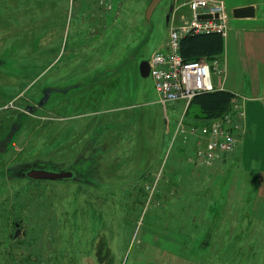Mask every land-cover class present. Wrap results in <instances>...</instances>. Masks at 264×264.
<instances>
[{
  "label": "rangeland",
  "instance_id": "374dc122",
  "mask_svg": "<svg viewBox=\"0 0 264 264\" xmlns=\"http://www.w3.org/2000/svg\"><path fill=\"white\" fill-rule=\"evenodd\" d=\"M149 1L0 0V264H264V173L191 166L183 107L135 94L174 3Z\"/></svg>",
  "mask_w": 264,
  "mask_h": 264
},
{
  "label": "built area",
  "instance_id": "2783aa9c",
  "mask_svg": "<svg viewBox=\"0 0 264 264\" xmlns=\"http://www.w3.org/2000/svg\"><path fill=\"white\" fill-rule=\"evenodd\" d=\"M178 7H186L188 19L180 24L170 22L168 38L147 59L156 102L162 106L181 103L184 109L177 119L172 141L187 146V162L193 167L216 169L222 166L239 144L241 124L245 118L243 98L233 94L231 106L224 114L205 124L187 123L185 110L201 92L214 90L212 74H223L224 67L216 59L202 57L186 60L179 52L185 35L218 32L229 29V12L224 0H174ZM200 15H210L200 18ZM167 119V117H165Z\"/></svg>",
  "mask_w": 264,
  "mask_h": 264
},
{
  "label": "crops",
  "instance_id": "0c3cea01",
  "mask_svg": "<svg viewBox=\"0 0 264 264\" xmlns=\"http://www.w3.org/2000/svg\"><path fill=\"white\" fill-rule=\"evenodd\" d=\"M244 5H253L255 14L253 17L244 18H234L230 14L229 29L222 34L223 50L214 57L223 65L224 73L214 74L211 78L214 90L229 91L243 98L245 118L241 124L239 144L226 158V165L236 162L239 172L253 171L256 178L264 173V0L230 2L231 9ZM169 13L170 16L166 15V24H180L182 20L190 17L188 9L177 8L176 2ZM125 65L126 63L111 65L107 73L114 75ZM137 70L138 77H142L139 65ZM114 80L117 81V78ZM110 82L113 85L112 80ZM142 83L140 80L136 85L135 94L140 95L145 104L157 103L156 95L149 96ZM170 105L177 106L180 114L181 103ZM235 157L237 160H234Z\"/></svg>",
  "mask_w": 264,
  "mask_h": 264
},
{
  "label": "trees",
  "instance_id": "16d2710c",
  "mask_svg": "<svg viewBox=\"0 0 264 264\" xmlns=\"http://www.w3.org/2000/svg\"><path fill=\"white\" fill-rule=\"evenodd\" d=\"M222 50L223 37L218 32L185 35L181 38L179 46V52L186 60H197L202 57L213 59ZM232 96L233 93L225 90H212L197 94L191 100L187 109L194 105L198 108V113L196 115H186L185 121L193 124L208 123L213 118L219 117L228 111ZM177 143L180 148H187V146ZM188 152L187 149V154Z\"/></svg>",
  "mask_w": 264,
  "mask_h": 264
},
{
  "label": "water",
  "instance_id": "95a60500",
  "mask_svg": "<svg viewBox=\"0 0 264 264\" xmlns=\"http://www.w3.org/2000/svg\"><path fill=\"white\" fill-rule=\"evenodd\" d=\"M161 0H150L146 10H145V18L147 20H150V17L156 8V6L160 3ZM173 7L169 8V12L172 11ZM231 14L234 18H244V17H253L255 14L254 6L253 5H244L239 7H234L231 9ZM210 15H200V18H209ZM168 18V16H167ZM139 73L142 77H147L149 74V66L147 60H142L139 64ZM52 88H48L44 91L43 97L39 100L37 106H42ZM59 90V89H57ZM34 107V108H37ZM25 110L27 112L32 111V106L28 105L26 106ZM25 176L32 180H59L64 178H69L72 176V172L69 170H61V171H53V170H47L43 168H32L30 170H27L25 173ZM16 236V235H15Z\"/></svg>",
  "mask_w": 264,
  "mask_h": 264
},
{
  "label": "flooded vegetation",
  "instance_id": "af4514ba",
  "mask_svg": "<svg viewBox=\"0 0 264 264\" xmlns=\"http://www.w3.org/2000/svg\"><path fill=\"white\" fill-rule=\"evenodd\" d=\"M26 108V107H25Z\"/></svg>",
  "mask_w": 264,
  "mask_h": 264
}]
</instances>
